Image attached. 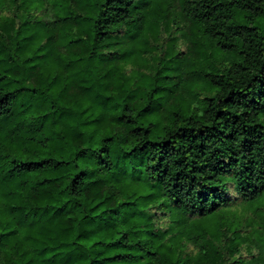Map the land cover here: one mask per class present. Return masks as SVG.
<instances>
[{
  "label": "trees",
  "instance_id": "obj_1",
  "mask_svg": "<svg viewBox=\"0 0 264 264\" xmlns=\"http://www.w3.org/2000/svg\"><path fill=\"white\" fill-rule=\"evenodd\" d=\"M0 264H264V0H0Z\"/></svg>",
  "mask_w": 264,
  "mask_h": 264
}]
</instances>
